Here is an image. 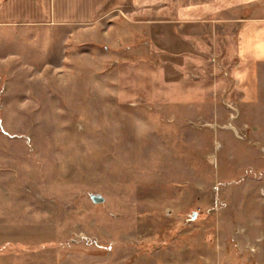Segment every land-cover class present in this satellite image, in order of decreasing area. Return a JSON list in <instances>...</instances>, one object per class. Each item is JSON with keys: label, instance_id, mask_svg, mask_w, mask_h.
<instances>
[{"label": "rangeland", "instance_id": "1", "mask_svg": "<svg viewBox=\"0 0 264 264\" xmlns=\"http://www.w3.org/2000/svg\"><path fill=\"white\" fill-rule=\"evenodd\" d=\"M152 14L0 26V264H264V94L231 74L236 23Z\"/></svg>", "mask_w": 264, "mask_h": 264}, {"label": "crops", "instance_id": "2", "mask_svg": "<svg viewBox=\"0 0 264 264\" xmlns=\"http://www.w3.org/2000/svg\"><path fill=\"white\" fill-rule=\"evenodd\" d=\"M115 12L129 16L153 12L144 19L172 27L201 22L218 27L228 22L236 23L235 61L231 74L250 103L262 100L264 0H0V26L87 25ZM69 255L59 264H102L92 256L83 259L78 258V253ZM109 255H113L109 264H136L128 257L116 263L115 253Z\"/></svg>", "mask_w": 264, "mask_h": 264}, {"label": "water", "instance_id": "3", "mask_svg": "<svg viewBox=\"0 0 264 264\" xmlns=\"http://www.w3.org/2000/svg\"><path fill=\"white\" fill-rule=\"evenodd\" d=\"M91 199L94 203H102L105 200L101 195H91Z\"/></svg>", "mask_w": 264, "mask_h": 264}, {"label": "bare ground", "instance_id": "4", "mask_svg": "<svg viewBox=\"0 0 264 264\" xmlns=\"http://www.w3.org/2000/svg\"><path fill=\"white\" fill-rule=\"evenodd\" d=\"M209 124V123H208ZM230 124V123H229ZM215 127V126H214ZM230 127H231V124H230Z\"/></svg>", "mask_w": 264, "mask_h": 264}]
</instances>
